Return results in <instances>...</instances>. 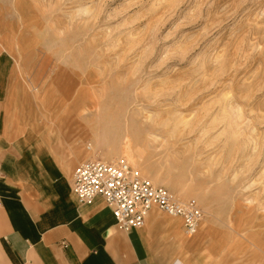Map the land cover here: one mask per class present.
<instances>
[{"label": "rangeland", "instance_id": "1", "mask_svg": "<svg viewBox=\"0 0 264 264\" xmlns=\"http://www.w3.org/2000/svg\"><path fill=\"white\" fill-rule=\"evenodd\" d=\"M0 60L81 162L198 203L170 262L264 264V0H0Z\"/></svg>", "mask_w": 264, "mask_h": 264}, {"label": "crops", "instance_id": "2", "mask_svg": "<svg viewBox=\"0 0 264 264\" xmlns=\"http://www.w3.org/2000/svg\"><path fill=\"white\" fill-rule=\"evenodd\" d=\"M15 75L0 60V264H172L165 254L191 243L180 238L179 220L162 225L166 215L155 210L142 228L123 233L101 198L79 204L71 176L80 157L22 108ZM205 252L211 260L219 249Z\"/></svg>", "mask_w": 264, "mask_h": 264}, {"label": "built area", "instance_id": "3", "mask_svg": "<svg viewBox=\"0 0 264 264\" xmlns=\"http://www.w3.org/2000/svg\"><path fill=\"white\" fill-rule=\"evenodd\" d=\"M71 189L82 205L101 198L116 228L123 233L142 228L152 209L179 219L188 238L198 232L203 221L202 210L194 199L180 198L155 185L123 159L106 162L94 158L78 164L71 176Z\"/></svg>", "mask_w": 264, "mask_h": 264}, {"label": "bare ground", "instance_id": "4", "mask_svg": "<svg viewBox=\"0 0 264 264\" xmlns=\"http://www.w3.org/2000/svg\"><path fill=\"white\" fill-rule=\"evenodd\" d=\"M127 147H128V145H127ZM152 211H155V209H152ZM160 213V212H159ZM162 214V213H161ZM167 218H169L168 216H167ZM171 218V217H170ZM169 218V219H170ZM176 218H174V220H175ZM177 220H179V219H177ZM180 221V220H179ZM182 232H183V230H182ZM183 234H184V232H183ZM184 236L186 237V238H188L185 234H184Z\"/></svg>", "mask_w": 264, "mask_h": 264}]
</instances>
